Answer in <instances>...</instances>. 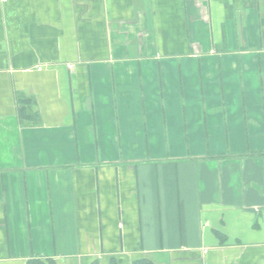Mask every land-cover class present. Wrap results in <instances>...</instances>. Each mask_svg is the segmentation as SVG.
Returning <instances> with one entry per match:
<instances>
[{
	"label": "crops",
	"instance_id": "crops-1",
	"mask_svg": "<svg viewBox=\"0 0 264 264\" xmlns=\"http://www.w3.org/2000/svg\"><path fill=\"white\" fill-rule=\"evenodd\" d=\"M0 264H264V0H0Z\"/></svg>",
	"mask_w": 264,
	"mask_h": 264
}]
</instances>
